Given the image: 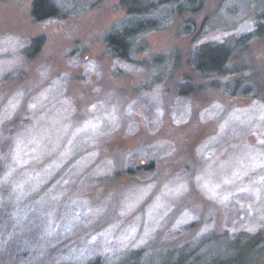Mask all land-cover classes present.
<instances>
[{"label":"rangeland","instance_id":"rangeland-1","mask_svg":"<svg viewBox=\"0 0 264 264\" xmlns=\"http://www.w3.org/2000/svg\"><path fill=\"white\" fill-rule=\"evenodd\" d=\"M141 1L126 60L122 0H0V264H264V0ZM203 42L238 69L178 94Z\"/></svg>","mask_w":264,"mask_h":264},{"label":"trees","instance_id":"trees-1","mask_svg":"<svg viewBox=\"0 0 264 264\" xmlns=\"http://www.w3.org/2000/svg\"><path fill=\"white\" fill-rule=\"evenodd\" d=\"M174 1L175 0H169L170 14L180 11L181 8H183V5H186L191 9V11L195 12L198 4H201V0H185L182 4L179 3L176 5L173 4ZM122 4H124L126 9V23L123 24L120 29L108 33L105 41L110 54L115 57L125 58L128 60L133 39L139 34L158 29V20H151L148 16L150 10L156 9V7H153V3L143 2L141 0H122ZM60 16L61 12L54 4L53 0H32L31 17L34 21L40 22L46 19L59 18ZM261 21L262 20L260 18L258 22H256L255 28L251 33L246 36L239 37L236 40L239 47L244 46L245 41L252 35L257 37L264 36V23H261ZM192 49H198V51L200 50V54H198L199 52H195L194 54L189 55L188 65L190 66V74L184 75L181 78V81L176 85L178 94L182 95L183 92H185L189 93L188 96H191L194 95V92L198 90V88L202 89L200 86L204 87V84L201 82L198 87H195L192 84L194 82V78L200 77L203 82L206 81L209 86L215 87L220 82L218 79L230 74L231 70L235 71L238 69V67H236L237 65L232 64L233 57L235 56L232 54V49L228 48L224 44L203 42ZM224 90L228 91L229 89H226L225 86ZM230 94L235 93L230 92ZM57 264L71 263L60 262ZM84 264L104 263L99 259H93ZM128 264L138 263L132 262Z\"/></svg>","mask_w":264,"mask_h":264}]
</instances>
